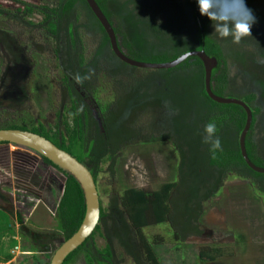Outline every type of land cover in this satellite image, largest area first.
I'll return each instance as SVG.
<instances>
[{"label":"trees","instance_id":"16d2710c","mask_svg":"<svg viewBox=\"0 0 264 264\" xmlns=\"http://www.w3.org/2000/svg\"><path fill=\"white\" fill-rule=\"evenodd\" d=\"M1 1L12 2L13 7H0V17L54 43L62 74L56 126L28 130L12 125L2 130L29 131L46 138L84 164L98 190L101 182H116L120 162L132 147L167 144L178 156L174 181L125 189L112 195L106 207L101 201V222L95 234L65 264L81 253L88 264H165L160 254L164 239L150 242L144 234L145 229L161 225L169 227L175 246L201 245L185 261L189 264L215 263L228 256L225 249L214 246L224 235L204 225L208 205L231 180L249 183L264 198V174L253 171L241 152L246 111L210 98L201 59L190 58L172 70L134 68L117 58L86 0ZM95 1L112 25L121 51L134 61L167 64L200 51L215 58L219 65L212 75L213 93L242 101L252 110L247 153L255 166L264 169V0H246L256 23L251 36L240 43L215 34L196 0ZM0 33L2 52L14 71L26 59L24 51L15 53L14 39L6 31ZM209 122L216 125L220 149L204 143ZM65 178L56 221L67 242L83 224L86 203L75 179ZM98 237L105 243L103 249ZM60 247H52L54 253Z\"/></svg>","mask_w":264,"mask_h":264},{"label":"rangeland","instance_id":"374dc122","mask_svg":"<svg viewBox=\"0 0 264 264\" xmlns=\"http://www.w3.org/2000/svg\"><path fill=\"white\" fill-rule=\"evenodd\" d=\"M24 1L52 3L55 0ZM0 7H13V3L0 0ZM34 19L40 20L37 16ZM0 31H6L14 39L16 46H12V50L15 53L24 51L23 65L27 71L26 81L22 83L26 92L24 102L19 99L20 102L12 105L0 103V130L12 125L28 130L39 125L56 126L60 122L62 74L54 43L3 17H0ZM0 36L3 37L1 33ZM4 59L0 45V81L7 69ZM177 166L178 156L167 144L130 148L120 162L116 182L113 185L100 183L104 207L112 195H120L125 189L154 188L174 181ZM21 167L36 174L35 183L14 177L16 169ZM65 186L64 175L47 165L38 154L16 146H0V264L52 263L55 255L52 247L65 243L56 221ZM50 191L53 196H49ZM204 225L224 235L225 239L214 246L225 249L228 256L215 263L202 264H264V198L249 183L229 181L208 205ZM144 234L150 242L155 238L164 239L166 244L160 254L165 264H189L185 261L201 246L196 242L175 246L167 225L145 229ZM97 241L103 249L104 241L100 237ZM71 264L88 262L81 253Z\"/></svg>","mask_w":264,"mask_h":264},{"label":"water","instance_id":"95a60500","mask_svg":"<svg viewBox=\"0 0 264 264\" xmlns=\"http://www.w3.org/2000/svg\"><path fill=\"white\" fill-rule=\"evenodd\" d=\"M89 7L102 24L109 36L112 50L119 60L123 63L143 70H172L183 64L190 58L197 57L201 59L206 71V90L210 98L219 104L239 105L247 113V122L241 135L240 147L243 158L247 165L256 173L264 174V169L255 166L249 159L246 141L253 126V112L242 101L237 99H224L217 97L212 90L213 71L218 67V61L210 58L205 51L193 52L183 55L179 59L167 64H147L139 63L128 58L120 49L115 31L98 6L95 0H86ZM0 145L16 146L30 150L44 159H47L64 176L72 177L80 186L86 203V216L79 231L67 242H65L55 253L51 264H65L68 258L77 252L85 243L95 234L101 222V198L97 183L91 171L80 163L71 154L59 149L46 138L29 131L21 130H0Z\"/></svg>","mask_w":264,"mask_h":264},{"label":"clouds","instance_id":"9594fccd","mask_svg":"<svg viewBox=\"0 0 264 264\" xmlns=\"http://www.w3.org/2000/svg\"><path fill=\"white\" fill-rule=\"evenodd\" d=\"M196 3L200 14L212 21L215 34L220 38L230 37L234 43H240L251 36L256 17L246 0H196ZM216 131L215 123L209 122L204 128V143L210 144L213 149H220L221 140Z\"/></svg>","mask_w":264,"mask_h":264},{"label":"flooded vegetation","instance_id":"af4514ba","mask_svg":"<svg viewBox=\"0 0 264 264\" xmlns=\"http://www.w3.org/2000/svg\"><path fill=\"white\" fill-rule=\"evenodd\" d=\"M5 55L6 54L4 53V57ZM4 61L7 63V69L4 71V76L0 81V103L2 102L4 104L12 105L17 101L20 102L19 99L24 102V99L20 98L22 97L20 85L22 86V81L24 82V76H27V71H24L26 70V67L23 65L24 60H22V64L18 65L14 71L9 69V57L6 56ZM14 175V177L29 184L35 183L36 180V174L31 173L26 167L16 169V174ZM38 198L41 200L40 197Z\"/></svg>","mask_w":264,"mask_h":264},{"label":"crops","instance_id":"0c3cea01","mask_svg":"<svg viewBox=\"0 0 264 264\" xmlns=\"http://www.w3.org/2000/svg\"><path fill=\"white\" fill-rule=\"evenodd\" d=\"M51 190H52V189H51ZM53 194H54L53 191H50V192H49V196H53ZM41 200H43V198H41Z\"/></svg>","mask_w":264,"mask_h":264}]
</instances>
